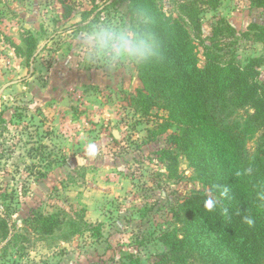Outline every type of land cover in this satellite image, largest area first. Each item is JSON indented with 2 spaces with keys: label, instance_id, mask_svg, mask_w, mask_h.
<instances>
[{
  "label": "rangeland",
  "instance_id": "rangeland-1",
  "mask_svg": "<svg viewBox=\"0 0 264 264\" xmlns=\"http://www.w3.org/2000/svg\"><path fill=\"white\" fill-rule=\"evenodd\" d=\"M157 2L173 12L169 0ZM65 3L70 11L58 0H0V217L10 229L0 264H146L166 249L161 234L179 225L174 209L200 184L183 155L175 172L166 169L160 152L174 128L156 126L162 110L133 108L135 66L85 67L76 56L87 23L131 22L128 2ZM200 20L209 43L212 28L229 23L219 52L240 65L263 57L264 82L254 26L264 25V6L218 0L201 5ZM38 212L57 213L61 228L42 233L29 219Z\"/></svg>",
  "mask_w": 264,
  "mask_h": 264
},
{
  "label": "trees",
  "instance_id": "trees-1",
  "mask_svg": "<svg viewBox=\"0 0 264 264\" xmlns=\"http://www.w3.org/2000/svg\"><path fill=\"white\" fill-rule=\"evenodd\" d=\"M58 1L70 11L66 0ZM114 1H127L130 13L144 6L154 14L160 54L135 66L141 86L131 103L144 115L153 108L165 112L156 126L174 128L170 145L160 152L166 169L175 172L183 155L200 184L174 209L179 225L161 234L166 249L146 264H264V82L258 69L263 57L240 65L220 53L219 39L233 34L224 20L212 28L211 42L205 41L201 5L216 7L218 0H169L171 14L157 0ZM253 2L264 6V0ZM133 19L130 14V23ZM254 26L264 40V25ZM28 45L31 58L33 37ZM29 219L44 234L63 224L57 213H32ZM8 222L0 217L2 239L8 237Z\"/></svg>",
  "mask_w": 264,
  "mask_h": 264
},
{
  "label": "clouds",
  "instance_id": "clouds-1",
  "mask_svg": "<svg viewBox=\"0 0 264 264\" xmlns=\"http://www.w3.org/2000/svg\"><path fill=\"white\" fill-rule=\"evenodd\" d=\"M133 22L104 19L87 23L78 35L76 56L82 66L108 70L123 65L144 66L160 54V40L154 30L153 12L136 6ZM69 61L71 57H68ZM249 224L253 221L248 219Z\"/></svg>",
  "mask_w": 264,
  "mask_h": 264
},
{
  "label": "water",
  "instance_id": "water-1",
  "mask_svg": "<svg viewBox=\"0 0 264 264\" xmlns=\"http://www.w3.org/2000/svg\"><path fill=\"white\" fill-rule=\"evenodd\" d=\"M5 86H6V85H4V87H5ZM70 104H71V101L68 100V99H65L64 102H63V106H64V107H67V108L70 107ZM113 135H114L116 138H118V136L116 135L115 131L113 132Z\"/></svg>",
  "mask_w": 264,
  "mask_h": 264
}]
</instances>
